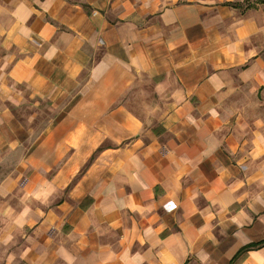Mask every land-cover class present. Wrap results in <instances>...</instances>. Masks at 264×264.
<instances>
[{"label":"crops","instance_id":"obj_1","mask_svg":"<svg viewBox=\"0 0 264 264\" xmlns=\"http://www.w3.org/2000/svg\"><path fill=\"white\" fill-rule=\"evenodd\" d=\"M0 264H264V0H0Z\"/></svg>","mask_w":264,"mask_h":264},{"label":"built area","instance_id":"obj_2","mask_svg":"<svg viewBox=\"0 0 264 264\" xmlns=\"http://www.w3.org/2000/svg\"><path fill=\"white\" fill-rule=\"evenodd\" d=\"M95 13V12H94Z\"/></svg>","mask_w":264,"mask_h":264}]
</instances>
